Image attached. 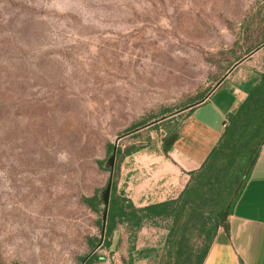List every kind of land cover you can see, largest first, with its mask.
Listing matches in <instances>:
<instances>
[{
  "label": "rangeland",
  "instance_id": "rangeland-1",
  "mask_svg": "<svg viewBox=\"0 0 264 264\" xmlns=\"http://www.w3.org/2000/svg\"><path fill=\"white\" fill-rule=\"evenodd\" d=\"M263 44L264 0H0V264H81L102 234L86 198L142 158L154 175L186 110L262 71ZM169 224H119L90 264H164Z\"/></svg>",
  "mask_w": 264,
  "mask_h": 264
},
{
  "label": "trees",
  "instance_id": "trees-1",
  "mask_svg": "<svg viewBox=\"0 0 264 264\" xmlns=\"http://www.w3.org/2000/svg\"><path fill=\"white\" fill-rule=\"evenodd\" d=\"M241 87L246 97L227 117L218 141L199 168L190 171L187 185L176 198L136 206L123 191L118 193L112 182L105 246L111 245L119 224L134 238L146 221L167 219L164 264H202L218 227L226 225L231 206L264 144V69L250 73ZM169 146L164 145V150ZM85 201L93 210H103L101 196L95 194ZM94 258L92 254L85 264Z\"/></svg>",
  "mask_w": 264,
  "mask_h": 264
},
{
  "label": "crops",
  "instance_id": "crops-1",
  "mask_svg": "<svg viewBox=\"0 0 264 264\" xmlns=\"http://www.w3.org/2000/svg\"><path fill=\"white\" fill-rule=\"evenodd\" d=\"M249 74L230 72L200 103L187 109L173 142L157 158L154 175L148 160L142 158L116 184L124 195L136 206L176 198L187 185L190 171L199 168L218 141L227 117L246 97L241 83ZM202 264H264V144Z\"/></svg>",
  "mask_w": 264,
  "mask_h": 264
},
{
  "label": "water",
  "instance_id": "water-1",
  "mask_svg": "<svg viewBox=\"0 0 264 264\" xmlns=\"http://www.w3.org/2000/svg\"><path fill=\"white\" fill-rule=\"evenodd\" d=\"M264 45V44H263ZM238 64V63H237ZM207 96V95H206ZM205 96V97H206ZM204 97V98H205ZM203 98V99H204ZM202 99V100H203ZM201 100V101H202ZM201 101L197 102L196 104L200 103ZM195 104V105H196ZM194 105V106H195ZM172 115V114H170ZM174 140V136H171L169 137L164 145L165 146H168L170 145ZM116 146L113 145V148H112V152L111 154L108 156L107 160H106V163H107V166L110 167V171H111V177H112V172H113V166H114V161H115V155H116ZM110 190H111V180L108 182L107 186L105 187V189L103 190V193H102V202H103V210H102V234H101V238H100V241L97 243V245L93 248V250L83 259L82 263L81 264H85L86 260L92 255L95 253V250L98 248V246L101 244L102 242V239L104 237V233H105V224H106V218H107V211H108V205H109V197H110Z\"/></svg>",
  "mask_w": 264,
  "mask_h": 264
}]
</instances>
